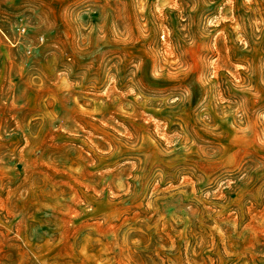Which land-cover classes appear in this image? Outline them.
Masks as SVG:
<instances>
[{"label":"rangeland","instance_id":"obj_1","mask_svg":"<svg viewBox=\"0 0 264 264\" xmlns=\"http://www.w3.org/2000/svg\"><path fill=\"white\" fill-rule=\"evenodd\" d=\"M0 264H264V0H0Z\"/></svg>","mask_w":264,"mask_h":264}]
</instances>
